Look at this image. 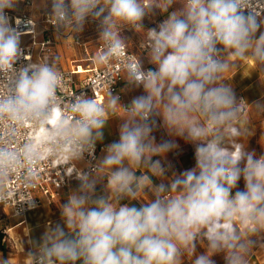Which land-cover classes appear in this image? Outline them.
Masks as SVG:
<instances>
[{
	"label": "clouds",
	"instance_id": "9594fccd",
	"mask_svg": "<svg viewBox=\"0 0 264 264\" xmlns=\"http://www.w3.org/2000/svg\"><path fill=\"white\" fill-rule=\"evenodd\" d=\"M16 3L0 0V76L7 78L0 121L8 126L7 140L0 143V201L6 199L5 183L17 172L26 185L34 183L33 166L42 155L75 161L92 154L112 118L107 109L128 113L121 119L119 140L105 148L95 175L78 174V190L61 205L63 224L49 226L33 242L26 264H183L198 240L206 251L192 264H215L211 257L218 253H224L226 264H247L253 241L241 226L264 229V155L257 158L237 142L247 132L244 101L237 103L223 73L239 65L229 56L250 57L264 70V32L257 37L264 20L251 0H51L49 19L63 35L75 39L88 19L98 22L103 49L94 59L97 65L122 57L127 40L121 27L145 33L142 46L155 70H144L141 59L125 62L124 80L146 93L127 107L111 89L106 105L81 94L62 106L63 76L56 58L14 67L20 33L5 10ZM175 3L181 7L169 12ZM153 7L167 13L166 19L145 30L142 21ZM154 115L170 134L195 145V167L168 184L151 179L165 175L153 157L175 147L154 142ZM25 125L39 129L40 143L26 140L13 148ZM102 177H107L108 196L95 192ZM241 178L245 188L233 195ZM145 189L154 197L147 203L121 204L144 200ZM0 264H11V258Z\"/></svg>",
	"mask_w": 264,
	"mask_h": 264
},
{
	"label": "crops",
	"instance_id": "0c3cea01",
	"mask_svg": "<svg viewBox=\"0 0 264 264\" xmlns=\"http://www.w3.org/2000/svg\"><path fill=\"white\" fill-rule=\"evenodd\" d=\"M180 7V3H175L169 9V12L177 10ZM7 10L10 11L12 16L27 13L37 22H42L41 19L44 15L51 14V0H17L15 7ZM166 16L167 13H162L159 8L153 7L152 12L146 15L142 21L144 29L157 28L166 19ZM258 19L264 20V17ZM260 32H264V25L257 32V37ZM48 33L53 40L54 52L48 55L46 59L56 58L59 70H67L80 65L83 70H86V73L79 75L83 77L91 68L100 66L94 63V59L98 55L96 48L98 43L97 21L88 19L83 31L76 35L75 39L72 34L67 33L63 35L56 28H50ZM121 35L126 38L127 42L125 46L130 51L136 53L140 51L141 45L145 40L144 32H135L127 27H121ZM27 39L25 36L19 37L20 44L28 43ZM76 40L80 44L76 43ZM34 56V61L39 63L40 61L36 58V54ZM140 59L144 67H151L155 70V65L149 62L147 55L142 56ZM228 60L239 65L237 68L226 70L223 73V78L225 79L223 82L231 87L237 103L244 101L243 119L248 121L246 124V134L238 138L237 142L243 144L246 151L254 152L258 158L264 155V73H262L264 70H258L255 61L247 56L242 60H237L236 57L229 56ZM136 89V86H130L127 82L122 84L120 104L123 106L130 105L132 99L135 98ZM106 115L112 118L109 119L103 129V139L97 141L96 144L100 143V145L108 146L119 140V129L123 123L121 119L126 118L128 113L123 108L117 107L114 110L107 109ZM154 122L155 124L151 133L152 137H154V142L159 145L170 141L175 147L163 156L153 157L154 160L161 161L162 166L165 168V175L163 178L152 177L151 179L153 184H168L174 178V175H180L185 170H191L195 167V145L181 136L170 134L162 120L160 122ZM104 155L105 151L100 152L98 160ZM73 162L79 168L84 167L81 159ZM140 174L141 172L138 170L137 175ZM80 183L78 175L72 177L69 185L61 190L57 199L52 202L43 199L39 208L29 212L24 218L14 217L9 212L5 213L0 209V227L6 229L4 238L6 249L4 251L0 250V261H6L11 258V264H26L24 258L29 251L33 250V242H39L49 226H55L57 223L63 224L61 205L67 202V198L71 192L78 190ZM242 184H244L243 178L238 182L237 188L233 189V195L237 190L241 191ZM106 185L107 177L99 178L95 188L96 195L108 196L110 193ZM142 195L144 200L129 201L124 199L121 201V204H129L130 206L139 208L142 203H147L146 200L154 198L148 189H145ZM243 227L248 232V238L255 234L258 235V232L261 234L258 245L251 248L253 250L247 258V264H264V229L258 231L255 230V226L243 225L241 226V230ZM65 231H67L66 228ZM206 243L207 241L203 242V244ZM205 251V247L198 240L193 256L185 255L182 257L183 264H192V260L197 255L205 253ZM211 259L215 264L221 262L214 255ZM76 264H82V262L77 261Z\"/></svg>",
	"mask_w": 264,
	"mask_h": 264
},
{
	"label": "built area",
	"instance_id": "2783aa9c",
	"mask_svg": "<svg viewBox=\"0 0 264 264\" xmlns=\"http://www.w3.org/2000/svg\"><path fill=\"white\" fill-rule=\"evenodd\" d=\"M251 5L259 12L258 18L264 17V0H251ZM244 11L247 13L249 9ZM5 12L10 18L12 27L20 33V37L28 38V43L19 45L20 56L14 67L20 68L34 63L35 54L36 58L42 61L54 52L53 40L48 33L50 28H55L49 19L50 14L44 15L41 19L42 22H37L27 13L12 16L9 10L6 9ZM76 43L80 44L78 40ZM142 45L138 53L130 51L125 46L120 59H113L105 65L95 66L88 70L83 77L79 75L86 73V70H83L80 65L67 70H59L63 76V85L58 90V98L62 106L66 107L70 104L73 95L81 94L92 96L98 104L105 105L110 89L121 100V86L126 83L124 80L125 62L134 63L142 56L147 55V51ZM96 48L99 54L103 49L102 43L98 41ZM143 68L144 70H154L151 67L143 66ZM6 86L7 78L0 76V94L6 91ZM7 133V122L0 121V143L7 140ZM41 135L39 129L25 125L23 129L19 130L12 147L17 148L26 140H32L39 144ZM106 147L99 143L95 144L92 154L86 152L81 159L84 163L83 168H79L66 156L42 155L39 162L33 166L36 179L31 186L23 182L21 172H17L5 183L6 199L0 201V209L5 213L9 212L14 217L24 218L29 212L39 208L43 199L49 202L54 201L59 197L61 190L69 185L72 177L79 173L90 176L95 174L94 169L98 162V155L100 152H104ZM0 229L6 235V229L2 227Z\"/></svg>",
	"mask_w": 264,
	"mask_h": 264
},
{
	"label": "rangeland",
	"instance_id": "374dc122",
	"mask_svg": "<svg viewBox=\"0 0 264 264\" xmlns=\"http://www.w3.org/2000/svg\"><path fill=\"white\" fill-rule=\"evenodd\" d=\"M34 63H36V61H34ZM136 91H137V92L135 93V97H138V96H141V95H145V94H146V93L144 92V89H143L142 86L137 87ZM151 120L156 121V122H160V120H162V118H161L159 115H154L153 117H151ZM242 185H243V187L241 188V191H243L244 188H245V184H242ZM242 231H246V228L243 227ZM257 232H258V231H257ZM257 234H258V235L255 234V235H253V236H251V237L249 238V239H251V240L253 241V247L257 246L258 243H259V241H260V239H261V234H260V232H258ZM214 256L218 257V258L221 260V262L226 263L224 253H218V254H215ZM216 259H217V258H216Z\"/></svg>",
	"mask_w": 264,
	"mask_h": 264
},
{
	"label": "trees",
	"instance_id": "16d2710c",
	"mask_svg": "<svg viewBox=\"0 0 264 264\" xmlns=\"http://www.w3.org/2000/svg\"><path fill=\"white\" fill-rule=\"evenodd\" d=\"M261 230V229H260ZM259 231V230H258ZM5 235L2 233L1 229H0V250H5L6 249V243H5ZM252 250L253 249H250V253L248 255V257L250 256V254L252 253ZM247 257V258H248ZM189 264V263H188ZM219 264H226V263H223V262H220Z\"/></svg>",
	"mask_w": 264,
	"mask_h": 264
}]
</instances>
